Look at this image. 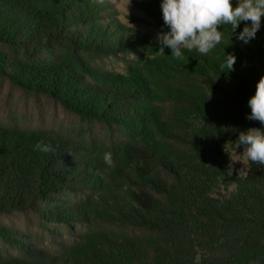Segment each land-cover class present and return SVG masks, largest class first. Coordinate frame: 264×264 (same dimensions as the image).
Returning a JSON list of instances; mask_svg holds the SVG:
<instances>
[{
	"label": "trees",
	"instance_id": "obj_1",
	"mask_svg": "<svg viewBox=\"0 0 264 264\" xmlns=\"http://www.w3.org/2000/svg\"><path fill=\"white\" fill-rule=\"evenodd\" d=\"M107 16L99 0H0V81L72 118L0 114V214L31 213L50 242L0 226L17 251L0 264H264V165L247 158L238 175L225 158L232 129L261 127L246 100L264 73V17L247 44L222 24L206 55L141 62L144 36Z\"/></svg>",
	"mask_w": 264,
	"mask_h": 264
},
{
	"label": "clouds",
	"instance_id": "obj_2",
	"mask_svg": "<svg viewBox=\"0 0 264 264\" xmlns=\"http://www.w3.org/2000/svg\"><path fill=\"white\" fill-rule=\"evenodd\" d=\"M159 7L166 31L157 33V45L161 52L168 48L173 57L184 59L181 49L208 54L222 40L220 25L230 26L231 34L247 44L255 39L264 17V0H159ZM240 30L236 31L240 26ZM236 57L226 53L223 67L233 70ZM246 118L257 120L261 127L236 131L237 146H242L247 158L264 165V73L256 80L254 90L246 100ZM36 147L48 152L49 146L38 143ZM103 161L111 166V152L103 153Z\"/></svg>",
	"mask_w": 264,
	"mask_h": 264
},
{
	"label": "rangeland",
	"instance_id": "obj_3",
	"mask_svg": "<svg viewBox=\"0 0 264 264\" xmlns=\"http://www.w3.org/2000/svg\"><path fill=\"white\" fill-rule=\"evenodd\" d=\"M105 5L107 19L112 25H118L125 31H132L137 36H144L145 47L137 45L141 62L159 57L172 56L168 48L161 52L156 36L160 31H166L163 24L159 0H99ZM182 52L185 49H181ZM122 55V53H119ZM133 55L128 56L132 59ZM110 68L124 72V66L111 62ZM0 114L12 120L14 117L28 125H49L55 123L67 124L72 118L63 114L60 107L43 96H25L7 82L0 81ZM227 170L238 175H245L247 156L242 146L225 145ZM220 189L229 192L234 189L231 179H223ZM0 226H6L17 238L26 240L27 235L44 246L49 245L46 230L39 220L27 211H16L0 214ZM65 236V234L63 235ZM17 251L0 237V255H14Z\"/></svg>",
	"mask_w": 264,
	"mask_h": 264
}]
</instances>
